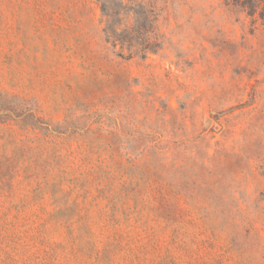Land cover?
<instances>
[{
  "label": "rangeland",
  "instance_id": "374dc122",
  "mask_svg": "<svg viewBox=\"0 0 264 264\" xmlns=\"http://www.w3.org/2000/svg\"><path fill=\"white\" fill-rule=\"evenodd\" d=\"M0 264H264V0H0Z\"/></svg>",
  "mask_w": 264,
  "mask_h": 264
}]
</instances>
